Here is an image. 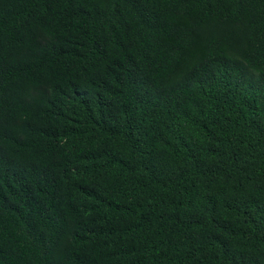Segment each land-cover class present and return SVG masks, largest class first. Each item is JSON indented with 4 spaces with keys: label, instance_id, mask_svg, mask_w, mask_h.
Returning a JSON list of instances; mask_svg holds the SVG:
<instances>
[{
    "label": "trees",
    "instance_id": "trees-1",
    "mask_svg": "<svg viewBox=\"0 0 264 264\" xmlns=\"http://www.w3.org/2000/svg\"><path fill=\"white\" fill-rule=\"evenodd\" d=\"M0 264H264V0H0Z\"/></svg>",
    "mask_w": 264,
    "mask_h": 264
}]
</instances>
